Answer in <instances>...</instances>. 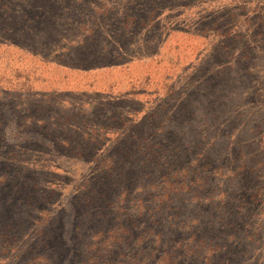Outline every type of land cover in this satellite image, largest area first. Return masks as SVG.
<instances>
[{
	"label": "rangeland",
	"instance_id": "374dc122",
	"mask_svg": "<svg viewBox=\"0 0 264 264\" xmlns=\"http://www.w3.org/2000/svg\"><path fill=\"white\" fill-rule=\"evenodd\" d=\"M230 1L154 0L161 16L147 28L152 0H0V136L13 154L0 149V224L11 219L20 236L17 252L0 249V264H156L163 250L154 241L157 227L168 240L182 236L180 216L199 212L195 190L174 202L171 210L182 212L172 226L157 203L161 184H196L204 195L211 189L203 157L195 156L194 127L210 124L217 108H241L246 125L264 110V34L255 37L264 2L247 1L253 20L238 22L233 43L212 27L229 24ZM166 108L183 120L171 121L165 135L155 132V122L146 127V116ZM197 114L204 119L194 122ZM212 123L214 130L223 125ZM37 134L57 147L34 141ZM100 138L116 149L107 151ZM158 140L163 150L156 152ZM169 143L180 150L169 152ZM230 156L225 173L238 167L229 165ZM247 184L231 186L250 195ZM118 186H139L138 197L148 195L140 209L153 201L152 216L138 218L124 204L115 221L88 208L92 199H112ZM19 195L30 200L22 212L12 206ZM198 219L209 226L210 217ZM114 224L109 234L119 236L108 244Z\"/></svg>",
	"mask_w": 264,
	"mask_h": 264
},
{
	"label": "trees",
	"instance_id": "16d2710c",
	"mask_svg": "<svg viewBox=\"0 0 264 264\" xmlns=\"http://www.w3.org/2000/svg\"><path fill=\"white\" fill-rule=\"evenodd\" d=\"M152 1V4H149V13L144 20V25L147 28L156 27V23L159 22V17L161 16L160 8L155 6L154 0ZM211 1L214 0H209V3ZM247 1L248 0H231L229 3L227 2V6H229L230 9H234V12L231 15L229 14L228 25L219 23V25H217V23L213 24L212 27L217 30L216 32H219V36L231 38L233 42L235 41L233 33L241 28L238 27V22L243 18V21L246 23L253 20V18L249 17L250 10L246 7L248 6ZM260 1V3L264 2V0ZM179 6L182 8L184 7L180 3L176 4V8ZM246 10L249 12H245ZM260 19V17H256L255 20L258 21ZM209 28V25L205 27V29ZM255 30V37L256 35L261 36L264 34V26L258 25ZM238 43L240 42L238 41ZM232 45L233 44H231V46ZM231 108L232 107H227V110L224 108L218 110L217 108L212 116L213 120L210 121V124L202 123L193 129V133H196L200 138V140L194 144L195 150L198 151L195 156L197 158H201L200 156L203 157L201 158V168L205 173V184L211 179L213 180V183L210 184L211 189H208V194H201V186L197 187L196 184H161L160 186L162 196L157 203V209L165 211V220L172 221L170 226L173 225V222L178 219L179 213L182 212L181 208L176 210L173 207V210H171L174 202H178L179 198L185 195L184 192L190 191L191 188L195 190L192 200L195 206H199V212L196 217L191 216L189 212L186 216H184V214L180 216L182 218L180 229L183 232V234H180L182 235L180 238L172 236L169 238L170 240H168L167 234L163 233L160 227H157L159 223L153 224L150 232L153 234L157 227L156 230L158 232L154 236V241L157 246L163 248L162 251L160 249L161 253L158 256L156 264H264V110L253 113L251 125H246L247 117L240 112L241 108L229 113V109ZM151 114V116L145 117L144 120L146 122H144V124L147 123V127L151 125L152 122H155V132L162 135L167 134L171 129L169 125L171 121L173 122L174 120L180 123V119L183 120L184 118H180V116L176 115L179 117L177 118L170 110L160 113L154 111ZM184 115H186V113H184ZM202 117L204 116H199L197 114L195 118L192 117V119L194 122L195 120L200 122L204 119ZM214 120L219 124H223L217 130H214L215 126L212 127V122H214ZM12 126L17 131H21V128H23L21 124L18 126L13 124ZM242 130L246 131L245 136H241ZM23 137L24 135L22 134L20 139L22 140ZM142 137L143 143L146 142L144 136ZM28 138L30 137L28 136ZM42 139L44 138L41 137L40 134L33 136V140L36 142H41ZM94 140L95 138L91 140L92 144H94ZM45 141L48 143V140ZM98 141L99 144H108V148H106L107 151H111L112 148H115L113 144L108 143L109 141L102 140V138ZM4 142V138L0 136V149H6L5 153L7 155L12 154L9 150L10 144L7 142L4 144ZM161 143L162 140H158V142L155 143L154 149L156 152L163 150V145ZM52 144L53 143H48L47 145L52 148L57 147L52 146ZM180 148L181 146L178 144H172L170 146L169 143V149H167L169 152H175L176 150V152H178ZM0 152L2 153V151ZM227 155L233 157L229 165L237 162L238 167L235 170H226L225 173V158ZM83 158L84 156L82 154H76L77 160H82ZM187 159H189V157H187L186 160ZM98 161L99 160H96L97 163ZM209 166H212L209 175L210 179H208L207 176V169ZM242 169H248V171L242 174ZM239 179H242V184L250 180L251 184H247V188L251 187L249 189L251 192L250 195L247 191H238L231 186V184H235ZM81 186L82 184H79L78 187ZM17 187V189H19L21 185ZM75 187H77V184H75ZM114 187H116V184H114ZM138 187L135 186L133 188L132 186H128L124 188L118 186L115 189L118 191V194L114 195L112 199H105V197L102 196L103 203L101 205H97L95 200L92 199L88 208L92 211L96 210L102 215L107 213L106 218L112 216L115 221H117V217L115 218L114 214L118 216L121 215L119 212L122 211L124 204L131 208L133 207L131 213L135 210V214L138 218L141 215L146 216V214L152 216L154 202L150 200V207L148 205L145 206L142 212L143 209L140 208H143V205L148 202V200H146L148 195L145 194V198L138 197ZM214 188H216V191H214ZM22 189H19V191ZM177 191L182 192L179 194ZM29 202V199L24 200V197L19 195L15 200L16 205L13 204L12 206H15L17 209L23 206L19 209V212H22ZM186 207L188 208V206ZM82 215L85 216L84 206ZM204 216H208L211 219L208 227L201 228L198 218ZM155 217L156 215H154V218ZM17 219L19 221V218ZM10 220H5L0 224V249L4 253L17 252L20 244V236L17 233L18 228L14 229L15 223L12 220L10 222ZM18 225L17 223V226ZM242 226L246 228L243 232H239ZM31 227H33V229L37 228L36 223L31 224ZM75 228L81 230V226L78 224ZM115 229L116 226L114 224L106 233L108 236L110 235L107 238L108 244L110 240H117L119 236L118 234H109ZM32 233H35L34 230H32ZM36 233L37 234H34L35 237L38 235V230H36ZM184 234H187L188 237L186 238ZM40 242L38 241L36 245H41ZM107 245L105 247L106 249ZM229 247H233V253L227 251ZM254 257L256 261L251 263L250 259ZM87 263H89V261ZM75 264H78V262H75Z\"/></svg>",
	"mask_w": 264,
	"mask_h": 264
}]
</instances>
